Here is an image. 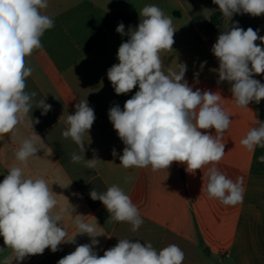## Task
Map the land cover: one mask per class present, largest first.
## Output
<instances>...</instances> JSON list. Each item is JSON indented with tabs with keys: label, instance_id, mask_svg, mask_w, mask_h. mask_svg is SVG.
<instances>
[{
	"label": "crops",
	"instance_id": "crops-1",
	"mask_svg": "<svg viewBox=\"0 0 264 264\" xmlns=\"http://www.w3.org/2000/svg\"><path fill=\"white\" fill-rule=\"evenodd\" d=\"M152 4L170 16L177 29L173 50L161 54L165 71L177 62L186 63L189 84L194 89L220 92L221 105L231 114V125L222 137L225 155L216 166L233 181L242 178L243 200L237 205L225 206L203 190L207 183L204 173L210 165L194 174L177 162L168 170L125 169L118 156H112L113 148L122 154L124 145L108 119V110L115 104L123 109L124 102L138 90L137 86L128 94L116 95L107 78L108 68L118 63L119 45L127 39L116 27L123 22L127 32L129 26H137L139 11ZM46 13L54 19V27L41 38L43 47L25 59L26 66L33 69L26 90L36 91L37 100L44 98L52 106L46 115L36 107L31 112L39 120L33 130L48 147L26 165L17 161L16 151L32 135L27 123L18 125L15 135L0 139V181L13 166L21 167L25 178L46 179L58 204L68 208L62 221L67 238L77 234L74 221L83 215L79 218L103 234L97 237L99 245L94 249L101 256L118 239L129 238L150 242L157 250L176 244L185 254L183 264H264V163L258 161L264 148L257 147L253 153L240 143L255 118L264 121V100L241 108L232 101L230 84L218 83L215 70L219 65L211 47L226 21L213 0H49ZM232 21L264 36V15L234 14ZM254 78L264 83V74ZM80 99L88 100L96 116L90 137L84 138L88 143L85 158L91 159L95 149L102 160L94 170L71 163L77 146L61 135L67 115L74 114ZM208 131L215 135L214 129ZM112 185L121 187L138 207L143 224L136 232L127 222H108L110 214L104 205L90 198L93 188L103 192ZM74 239L75 243H63L55 253L46 249L20 264H57L76 246L90 243L87 235L77 234ZM4 247L0 236V248ZM9 254L5 248L0 259Z\"/></svg>",
	"mask_w": 264,
	"mask_h": 264
},
{
	"label": "clouds",
	"instance_id": "clouds-1",
	"mask_svg": "<svg viewBox=\"0 0 264 264\" xmlns=\"http://www.w3.org/2000/svg\"><path fill=\"white\" fill-rule=\"evenodd\" d=\"M218 6L226 27L211 47L218 60V83L228 82L232 101L248 109L252 102L264 100V83L254 76L264 74V36L259 30H247L232 21L234 14L253 17L264 15V0H213ZM49 0H0V139L6 134L15 135L18 125L27 123L32 135L22 141L16 151V160L26 165L48 145L33 130L39 120L32 118L34 107L46 115L51 105L45 99L37 100L36 91H27V78L33 69L26 66V57L43 47L41 38L54 27V19L46 13ZM140 22L129 26L120 22L116 32L127 39L117 50L118 63L107 70V78L116 95L128 94L138 86L131 98L108 110V119L124 147L122 154L112 149L125 169L148 168L168 170L173 162L186 166L195 173L207 167L206 191L209 198L218 199L225 206H234L243 200V180L235 181L222 173L217 164L225 155L222 142L224 132L231 125V114L222 107L218 91L195 88L185 79L187 65L177 62L165 71L162 53L171 52L175 43L176 28L172 18L157 5H146L139 11ZM232 23L229 25V22ZM260 41L259 44L256 41ZM206 64L202 62L201 67ZM194 76H198L194 74ZM35 105V106H34ZM96 119L87 99L75 104L74 114L66 117L61 135L71 139L78 151L70 161L94 170L102 161L93 149V157L85 158V136ZM34 121V122H33ZM210 129L215 130L213 135ZM249 152L264 148V121L257 118L254 126L241 139ZM264 163V155L258 157ZM44 178H25L21 167L13 166L0 181V236L10 254L0 264H16L46 249L53 253L63 243H75L77 234L87 235L90 243L81 244L57 261V264H183L185 254L176 244L159 250L140 240L118 239L98 255L96 226L75 218L77 234L68 239L62 221L68 208L60 206ZM74 195H76L74 193ZM93 201H100L110 214L108 222H127L136 232L143 224L138 207L124 190L112 185L106 191L93 188L89 193ZM73 207V206H72ZM74 209V207H73Z\"/></svg>",
	"mask_w": 264,
	"mask_h": 264
}]
</instances>
